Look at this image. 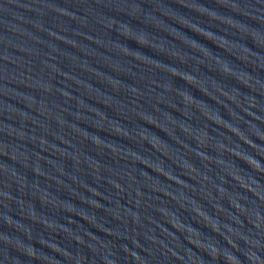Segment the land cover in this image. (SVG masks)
<instances>
[{"label": "water", "instance_id": "obj_1", "mask_svg": "<svg viewBox=\"0 0 264 264\" xmlns=\"http://www.w3.org/2000/svg\"><path fill=\"white\" fill-rule=\"evenodd\" d=\"M0 264H264V0H0Z\"/></svg>", "mask_w": 264, "mask_h": 264}]
</instances>
